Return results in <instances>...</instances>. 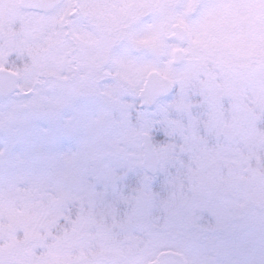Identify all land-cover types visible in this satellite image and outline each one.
<instances>
[{
    "label": "snow or ice",
    "instance_id": "snow-or-ice-1",
    "mask_svg": "<svg viewBox=\"0 0 264 264\" xmlns=\"http://www.w3.org/2000/svg\"><path fill=\"white\" fill-rule=\"evenodd\" d=\"M0 264H264V0H0Z\"/></svg>",
    "mask_w": 264,
    "mask_h": 264
}]
</instances>
